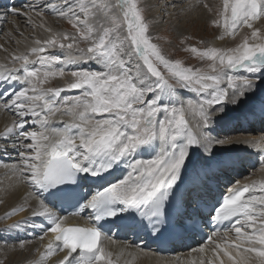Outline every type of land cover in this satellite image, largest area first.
<instances>
[{
  "label": "snow or ice",
  "instance_id": "6c2138e0",
  "mask_svg": "<svg viewBox=\"0 0 264 264\" xmlns=\"http://www.w3.org/2000/svg\"><path fill=\"white\" fill-rule=\"evenodd\" d=\"M61 3L67 7L33 0L26 6L10 4L0 12V21L12 14L32 22L33 13L43 17L47 8L76 29L72 35L52 33L46 40L35 39L30 51L12 56L11 67L0 66V88L4 89L0 108L18 118L0 133V141H4L0 154L9 156V147L16 152L19 159L13 172L29 189L24 203L13 207L4 219L29 208L33 218H43L39 223L34 219L17 221L3 231L19 234L43 228L37 235L41 240L53 234L34 264L59 252L64 256L58 264H113L111 253L102 246V236H113L103 230L102 221L131 219V226L145 228L162 242L167 240L166 230L198 231L210 225L206 241L214 244L215 260L200 259L199 264H225L221 254L231 264H264V183H230L226 194L202 217L203 224L186 210L180 211L185 203L180 186L194 153L209 166L238 151L237 145L264 149V136L260 141L241 140L232 133L214 132L229 109L242 105L247 107L236 120L258 115L264 123V95L257 96L264 81V42L249 43L245 38L227 50L190 48L200 58L212 61L210 72H204L165 57L153 42L151 24L137 0ZM221 15L227 35L234 36L246 26L253 29V41H264L260 30L253 28L254 21L264 18V0H223ZM213 23L221 27L219 22ZM78 41L89 46L79 48ZM57 46L66 50L63 56L47 53ZM89 62L98 67L80 66ZM165 72L174 83H169ZM65 76L72 77L67 88L74 90L73 94L62 95L65 89L61 87H43ZM177 88L190 90L199 99L185 100ZM257 99L258 113L253 103ZM57 114L60 127L52 124ZM28 125L35 127L30 130ZM141 152L153 155L144 158ZM260 168L264 171V152ZM121 169L126 170L122 176L109 179ZM88 178L102 183L89 188L83 183ZM61 202L71 205L67 212L65 207L57 211ZM85 213V218L93 221L91 226L62 227L69 215ZM225 222L229 223L225 226ZM26 243L30 241L19 240L20 249ZM191 251L204 253L205 247Z\"/></svg>",
  "mask_w": 264,
  "mask_h": 264
},
{
  "label": "bare ground",
  "instance_id": "6f19581e",
  "mask_svg": "<svg viewBox=\"0 0 264 264\" xmlns=\"http://www.w3.org/2000/svg\"><path fill=\"white\" fill-rule=\"evenodd\" d=\"M50 1L51 0H44V1L40 0L42 4H46ZM60 1L61 0H52V3L57 4ZM146 1H147V5L150 8V13L153 16L152 20L158 21L167 17L168 21L165 24L167 25L166 27H169L171 25L173 26L179 25L176 29L179 38L180 37L182 38L184 35L187 36L188 35L187 32L191 30L190 28L185 29L187 28V26L185 27L184 25H186L188 22H198V23L207 24V20L212 18L211 17L212 15L211 13L213 11L212 7L215 3V0H210L208 4V0H207V4L206 3L202 4L205 6H200L201 3L198 4L199 0H183L184 1L183 3H185L186 8L181 10V6L177 5L178 0H168V2H171L170 6L175 4L176 5L167 8V14L169 15L167 16V14L164 13L162 14L161 11L162 7H160V0L159 1L146 0ZM161 1L163 2L164 0ZM201 1H206V0H201ZM32 3L33 0H31V3L29 4ZM221 4H222V10H221L222 13L223 0ZM21 5H22V0L17 4V6L19 7ZM164 9L166 10V6ZM47 10L49 11V13L51 12V14L56 15L57 18H61L57 14L52 13L51 9L45 8V13ZM2 11L3 10H1V12ZM221 18H222L221 27H220L221 29L216 30L215 32L212 29V33L214 35V36L212 35V37H214L212 43L215 44L216 46L223 45L225 49H227L229 45H233L238 40H240L239 38L245 35V31H242L243 34L241 33L235 39L234 42H229L230 40L228 39L231 36L227 35L224 32L222 15ZM6 20H7L6 22L0 21V34L5 30L4 37L9 36L11 37L12 40L9 41L7 40V42H5L4 44L2 43V41L0 42V44H2L1 46L2 48L0 49V66L11 67L12 56L30 51V49L33 46H35L34 45L35 39H40L43 41L50 38L52 33H58L52 24L51 25L44 24L43 22L44 19L37 20L33 16L31 23H29L26 17L22 15L7 16ZM41 24L44 25L43 28L40 27ZM28 25L33 26V30H30ZM253 26L254 29L258 28L260 30L262 38H264V18H262L259 21H254ZM22 27H24L23 32L20 31ZM45 28H50L51 32L46 31ZM221 35L224 36V39H219ZM259 42H264V41L262 40L253 41L250 38V43H259ZM47 53L63 56L62 55L63 52L56 51L54 49H48ZM86 65H88V68H91V66L93 65L97 67V65L94 62L86 63ZM58 85H59L58 87H61L60 84ZM43 87L48 88L45 85ZM179 90L177 92L180 94V96L183 99L186 100V97L190 95V92L185 91L183 89L179 92ZM64 92H62V95H69V93H64ZM185 93H188L189 95L188 94L186 95ZM259 93L260 95H263L264 88L259 89L257 93L258 98H259ZM193 94L192 96L195 97ZM253 99H255V97ZM192 100L195 101L198 100V98ZM253 102L257 105L256 109L258 113L259 103L257 102V100H254ZM249 103H251V101H249ZM239 109L236 110L229 109L228 112L230 113L233 111L237 113ZM229 115L230 116L228 117L226 116L225 119L218 121L216 127L214 128V132L232 133L234 134V138L241 140L254 139L256 141H260L261 137L264 136V123L261 122L258 115L250 116L251 118H253L254 122H251L250 124L246 123L247 125L245 128H241L242 125L239 124L236 128L234 127L230 129L228 128L230 126V122L232 123L233 119L236 118V115H233L232 113ZM15 119L18 118L15 116L13 112L0 108V133H4L8 127H11ZM63 121L67 122L68 117H63ZM52 124L53 126L56 127L61 126V118L59 114H57V116L53 118ZM236 147L239 148L238 151H234L230 155L222 156L220 158L221 160L220 163H216L214 161L209 166L204 165L199 153H194V155L191 157L192 164L189 167V172L188 174L183 176L184 183L180 186V192L184 193V200H185L184 208L180 210L181 212L186 210L193 217L201 216L205 212L204 210H206V208L208 207L206 205H210L214 203L215 200L221 197V195L226 191V188L229 186L230 183L232 186H239V185L241 186L246 184L259 185L264 183V171H262L260 168V156L262 152H264V149L253 148L245 145H237ZM10 152H12L11 155H15V158L17 159L14 163L5 162L4 159L0 160V212H1L0 218L1 220H3L2 226H4V224L7 226L4 229L8 228V225L24 219H34L37 223H39L43 219V218H33L31 216V208H29L28 211L21 212L10 219H4L6 213L11 211L13 207H19L24 203L23 197L26 196L27 192L29 191L28 187L24 183H21L18 180V177L13 172V165L17 163L19 158L13 149H11ZM139 155H141L144 158H150V156L153 155V153L141 152ZM11 158L12 156H10V159ZM125 171H126L125 169H121L120 171L116 172L114 176L109 177V179L111 180L120 177L124 174ZM83 183L88 185L89 188H92L102 182L99 181L98 179L88 178ZM193 200L195 201V204L193 203ZM31 204L32 206H34L35 201H32ZM70 220H75L73 222L81 223L85 221V218H81V219L73 218ZM73 222H70L68 219H66L62 227L68 224H72ZM120 224L121 222L117 223L115 228L121 229V232L117 234L115 233L112 239L102 237V246L105 247L106 251L111 253V259L113 261V264H193V262H195V264H199L200 259H204L206 262L208 259L215 260V257L213 256V253L211 251L212 248L214 247V244L201 243V240L197 236L193 234L191 235L188 230L186 231L182 230L177 240L173 242L172 255L160 256L156 251L157 247L154 246L149 247L147 246V244H144L145 242L150 243L151 241L150 239L146 240V237H142V234L145 235L148 234L145 228L131 226L134 225V221H132L131 219H129L128 221H122V224L121 225ZM86 225L91 226L90 224H86ZM44 226H47L46 221H44ZM42 231L43 228L30 229V231L27 232V236L26 237L24 236L25 238L20 236L22 232L17 234V232L15 231H9V232L3 231L2 233L5 236H7L5 238L7 239V241H10V239L13 240V238L16 239L17 237V240H14L15 243L19 242V240L21 239L28 240L30 241V243L29 244L26 243L23 249H20L18 243L15 245L11 243L5 244L4 246H7L9 250H5L4 247L3 249L0 248L1 251L0 256L3 255L5 261H7L8 264H34L35 261L40 260L41 255L45 252L44 249H46L45 248L46 245L50 240L54 238L53 234L48 233L43 240L38 239L37 235ZM115 232L117 231L115 230ZM31 234L36 238V240L30 239L28 237ZM9 235L11 237H9ZM234 236H235L234 232L230 233L228 238L229 243L231 242V239ZM214 239L217 242H219L218 238H214ZM200 246L205 247L204 253L191 251L192 249L198 248ZM22 250L31 251V253L33 254L32 257L30 259L27 257L26 260L27 252L23 254L21 253ZM63 256H64L63 252L53 254L47 261L42 262V264H58V262L62 260ZM16 257H18V260L14 262L15 261L14 259ZM221 257L225 260V264H231V262L227 260V257H223V254H221ZM1 259L3 258L1 257ZM216 264H218V261L216 262Z\"/></svg>",
  "mask_w": 264,
  "mask_h": 264
},
{
  "label": "rangeland",
  "instance_id": "374dc122",
  "mask_svg": "<svg viewBox=\"0 0 264 264\" xmlns=\"http://www.w3.org/2000/svg\"><path fill=\"white\" fill-rule=\"evenodd\" d=\"M41 1H44V0H41ZM74 1L76 3H78V0H70L69 2L72 3ZM157 1H159V0H157ZM164 1L162 2L160 0V7H162V10H161L162 14L163 13L167 14V8L173 7L176 4L170 6L171 2H168V0H164ZM50 2L52 3V0ZM84 2L87 3V2H89V0H84ZM137 2H138L139 7L143 10V14L145 15L146 19L151 24V34L156 38L153 42L156 43L161 48L162 53L165 55V57L167 59H169V60H171L173 62L179 60L183 67H191L193 69L199 68V69H201L204 72H210L209 65L212 63V61H209L207 59H202L198 55L192 53L190 51V48H192V47H196L198 51H200V50L203 51V50L207 49L208 47H216V48L227 50L228 48H234V47L239 46L240 44H242L244 42L245 38H248L249 43H250V38H251V33L250 32H252L253 29H249L246 26L240 27V29L237 30V32H236V34L234 36H231V37L228 36L229 37L228 40H230L229 42H234L235 39L242 33V31H245V35H243L244 37L242 36L241 38H239L240 40H238L236 43H234L235 44V45L233 44L234 46L233 45H229L228 48L225 49V47L223 45L216 46L215 44L212 43L213 38H214V37H212V35H213L212 29H213L214 32L216 30L221 29L220 27H216L215 24L213 23V21H217V22H219L221 24V21H222V18H221V10H222V4L221 3H222V0H215V3L213 5L214 8L212 7V10H213L212 13H211L212 14L211 15L212 18L208 19L209 21L207 20V24L208 25L207 24H203V23H198V22H188L186 25H184L185 27L187 26V28H185V27H183V28H185V29L190 28L191 30H189L187 32L188 33L187 36L184 35L182 38L181 37L179 38V36L177 35V31H176V29H177V27L179 25H175V26L171 25L169 27H166L167 25H165V24L168 21L167 17L163 18L162 20H158V21L152 20L153 16L150 13V8L147 5V1L146 0H137ZM177 2H176L177 5L181 6V10L186 8L185 7V3H183L184 2L183 0H178ZM209 2H210V0H208V4H209ZM29 3H31V0H22V5L26 6ZM203 3L207 4V0L206 1H201V0L198 1V4H200V6H205V5H202ZM57 4H58L57 6H59V7H67V5H63L61 3V1L58 2ZM165 6H166V10L164 9ZM167 16H169V15L167 14ZM33 17H35L37 20H41V19L43 20L44 19L45 20V21L43 20L44 24H47V25L48 24L49 25L52 24L58 33H65V34H69V35H72V34L76 33V29H74L71 26V24L66 19L57 18L56 15L51 14V12L49 13L48 10L46 11L45 15H43V17H38L34 13H33ZM100 19H103V18L101 17ZM52 20H54V21H52ZM6 21H4V22H6ZM50 21H52V22H50ZM63 22H65V23H63ZM29 23H31V22H29ZM180 24H182V23H180ZM31 25H28V27L30 28V30H33V26H31ZM22 28H21L22 30L20 29L21 32L24 31V27H22ZM214 28H216V29H214ZM253 28H254V26H253ZM4 32H5V30H4ZM4 32H2L0 34V42L2 41L3 44L5 42H7V40L8 41L12 40L11 37H9V36L8 37H4ZM68 42H70V41H63V43H65V44H67ZM78 43H79V48H82V49H86L89 46V44L87 42L78 41ZM229 44H231V43H229ZM1 46H2V44H0V49L2 48ZM52 49H54L56 51L63 52L62 55H64V53L66 51V50L60 49L58 46L55 47V48H52ZM72 51L75 52L76 49L74 48ZM72 67H74V66H72ZM82 67L88 68V65L84 64V65H82ZM97 67H95L94 65L91 66V68H93V69H95ZM165 77L169 80V83H174L173 78L171 76H169L166 72H165ZM55 79L50 80L51 82L49 81L48 83L45 84V86L48 87V88H57L59 86L58 84H60L61 88L65 89L64 93H69V94L72 93L73 94L72 91H74V90H69L67 88L68 83L71 82V80H72L71 76H65L63 78L58 77V78H55ZM63 80L65 81V83H64ZM260 88H264V81H262L261 84L259 85V89ZM178 90L179 89L177 88V91ZM181 90H179V92ZM185 91L190 92V95H191L190 96L188 93H185L186 95L187 94L189 95L188 97H186V100L187 99H197V98L199 99V97L196 96V93L193 92L194 93L193 94L192 91H190V90H185ZM191 93L195 97H193ZM259 96H260V93H259ZM246 107H247L246 105L241 106V108L239 109V111H237V113L233 112V111L230 112V113L228 112L227 117L230 116L229 114H231V113L233 115L240 114L242 111H244V109ZM28 126H30L29 127L30 130L34 127L32 125H28ZM237 126L238 125H236L234 127L236 128ZM1 143H4V141H1ZM10 151H11V148H9V153H10L9 156H3L2 154H0V160L4 159L5 162L14 163L17 159L15 158V155H11L12 152H10ZM10 156H12L11 159H10ZM0 214H1V212H0ZM2 224H3V220H1V218H0V245H3V246H0V248L3 249V247H4L5 250H9V248H7V246H4L5 244L11 243V244L15 245L17 243L19 244V242H16V243L14 242V240H17V237H16V239L13 238V240L10 239V241H7V239H5L7 236H5L2 232H3V229L5 227H7V226L5 224H4V226H2ZM24 233H25V235H24ZM32 234H34V233H32ZM32 234L30 236H28V237L30 239L36 240V238ZM20 236H22V237L25 236L26 237L27 236V232H22L20 234ZM9 237H11V236L9 235ZM5 241L7 243H5ZM25 252H27L26 260H27V257L30 259L32 257V255H33L31 253V251H26V250H22L21 251V253H23V254ZM0 253H1V251H0ZM1 257L3 259H1ZM14 260H15L14 262H16L18 260V257H16ZM0 264H8L7 261H5V258H4L3 255L0 256Z\"/></svg>",
  "mask_w": 264,
  "mask_h": 264
}]
</instances>
